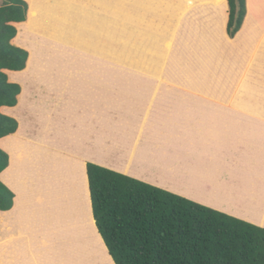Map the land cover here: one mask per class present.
I'll return each instance as SVG.
<instances>
[{
	"label": "crops",
	"instance_id": "1",
	"mask_svg": "<svg viewBox=\"0 0 264 264\" xmlns=\"http://www.w3.org/2000/svg\"><path fill=\"white\" fill-rule=\"evenodd\" d=\"M25 1L28 19L15 24L13 44L26 50L29 59L25 70L7 72L21 86V94L15 107L1 109L17 121L18 129L0 139V149L8 156L0 181L15 196L13 207L0 211V264H115L96 226L88 163L264 228L257 219L195 197L206 182L191 169L189 193L194 195L173 190L154 176L168 172L164 165L138 169L145 173L140 174L114 162L128 154L125 142L113 144L110 80L113 24L119 25L122 40H139L140 23L157 40L161 12H168L169 24L191 25L188 33L200 62L221 64L217 75L223 83L229 76L230 118L264 122V0H246L247 14L233 39L226 31L228 0ZM197 80L170 85L191 93L202 86ZM171 170L177 181L174 173L185 168ZM95 233L101 243H94Z\"/></svg>",
	"mask_w": 264,
	"mask_h": 264
},
{
	"label": "rangeland",
	"instance_id": "2",
	"mask_svg": "<svg viewBox=\"0 0 264 264\" xmlns=\"http://www.w3.org/2000/svg\"><path fill=\"white\" fill-rule=\"evenodd\" d=\"M168 22V12L164 16L161 12L160 29L155 25L160 31L157 40L144 23H140L139 40H122L119 25L113 24L112 138L118 146L125 142L128 157L133 156L113 161L140 174H145L141 169L164 165L168 172L154 176L188 191L187 169H191L206 182L201 197L224 202L230 211L259 216L264 213V122L230 118L232 88L229 76L224 83L219 80L222 65L206 59L200 62L196 42L188 33L191 25ZM197 79L202 86L191 93L170 85ZM208 97L224 101L212 102ZM172 167L185 168L183 173L174 171L177 181ZM94 243H101L96 233Z\"/></svg>",
	"mask_w": 264,
	"mask_h": 264
},
{
	"label": "trees",
	"instance_id": "3",
	"mask_svg": "<svg viewBox=\"0 0 264 264\" xmlns=\"http://www.w3.org/2000/svg\"><path fill=\"white\" fill-rule=\"evenodd\" d=\"M228 5L226 31L233 39L243 26L246 0ZM28 10L25 0H2L0 6V139L18 129L1 109L15 107L21 94L7 72L26 69L29 53L13 40L15 24L27 21ZM7 166L0 149V173ZM87 174L96 226L115 264H264V228L91 163ZM14 197L0 181V211H9Z\"/></svg>",
	"mask_w": 264,
	"mask_h": 264
},
{
	"label": "bare ground",
	"instance_id": "4",
	"mask_svg": "<svg viewBox=\"0 0 264 264\" xmlns=\"http://www.w3.org/2000/svg\"><path fill=\"white\" fill-rule=\"evenodd\" d=\"M115 166V165H114ZM122 166H124V165H121L119 168L121 169L122 168V170H123V168L124 167H122ZM127 166V165H126ZM115 167H118V165L117 166H115ZM128 167V166H127ZM127 169H129V167L127 168ZM124 171V170H123ZM127 171V170H126ZM163 182V181H162ZM164 183V182H163ZM163 183H159V184H161V185H165V184H163ZM168 184V183H167ZM167 187H170V188H172L173 190H177V191H182V192H186V193H188V194H191V195H194V194H192V193H189V191L188 190H185V189H179L178 187H176V186H173V185H166ZM195 197H197V198H199V199H203V200H205L203 197H201V196H199V195H195ZM208 202H210L211 204L213 203L214 205H217V206H219V207H225L226 209H228L229 211H230V209L227 207V206H224L222 203H219L218 201H215V200H208ZM235 210V209H234ZM231 211L232 212H234L233 211V209H231ZM234 213H239V212H237V211H235ZM240 214H242V215H244V216H246V217H248V218H250V219H254V220H259L260 222H262V223H264V219L263 218H261V216H259L258 218H261V219H258V218H256L255 216H253L252 214H250V213H241L240 212Z\"/></svg>",
	"mask_w": 264,
	"mask_h": 264
}]
</instances>
